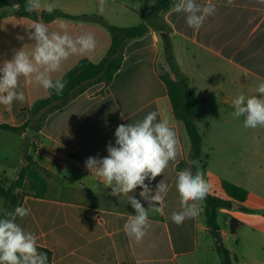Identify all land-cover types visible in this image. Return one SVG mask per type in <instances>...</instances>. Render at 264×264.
Instances as JSON below:
<instances>
[{"label": "crops", "instance_id": "1", "mask_svg": "<svg viewBox=\"0 0 264 264\" xmlns=\"http://www.w3.org/2000/svg\"><path fill=\"white\" fill-rule=\"evenodd\" d=\"M159 1L105 0L103 14L98 13L99 0H41V3H52L55 9L72 16L106 21L107 16L128 14L139 19V12H146ZM196 2L205 4L208 0ZM212 2L217 10L199 30L188 27L185 14L176 13L173 8L163 14L170 28L174 62L199 100L198 127L203 125L208 132L217 130L222 135L255 136L259 127L245 128L244 117L232 115L235 110L232 101L240 93L257 94L258 84L264 82V4L258 0H233L232 5L227 0ZM34 21L47 24L50 31L67 30L73 36L90 32L96 38L95 50L70 56L60 71L53 74L54 80L82 58L99 62L110 46V34L95 21L56 18L47 23L20 17L14 6L2 7L0 63L10 60L14 50L23 46L25 51L32 50L33 41L27 38V28ZM163 70L169 68L162 43L156 32L149 30L126 43L120 68L107 85L87 87L63 108L49 113L39 131L12 132L0 128V180L14 179L21 165H29L45 180L43 197L25 195L18 199V206L30 208L31 214L23 220L17 218V223L36 235L37 248L50 251V264H220L205 225L203 200L196 202L201 211L195 218L186 219L181 225L170 219L173 211L181 210L175 187L178 165L182 160L197 161L188 160L190 142L184 126L174 117L166 85L160 78ZM21 86L26 102H14L10 111L0 105V124L22 126L29 118L33 102L47 96L42 86L25 84L23 78ZM152 111L159 113L158 121L167 119L176 131L179 151L176 161L170 162L164 174L149 185L155 189L160 180H165L169 187L166 207L163 215L150 213L151 227L137 242L126 235L123 227L129 215H135L127 197L111 196V189L87 170L85 161L89 157L107 156L108 144L115 145L117 126L142 120ZM32 136L38 138L36 145ZM203 143L202 137L201 156ZM204 156L207 171L209 156ZM140 191L137 188L133 194L139 196ZM141 203L147 208V203ZM220 231L224 240L227 234L223 229ZM202 236L206 241L204 249Z\"/></svg>", "mask_w": 264, "mask_h": 264}, {"label": "clouds", "instance_id": "2", "mask_svg": "<svg viewBox=\"0 0 264 264\" xmlns=\"http://www.w3.org/2000/svg\"><path fill=\"white\" fill-rule=\"evenodd\" d=\"M264 4V0H258ZM228 5L233 0H227ZM105 0H99L98 13L105 11ZM18 11L19 4L14 5ZM41 10L51 14L55 7L52 3L42 4L41 0H27L25 11L39 14ZM174 12L183 13L188 27L199 30L207 17L216 12V4L208 0L205 4L196 0H181L173 5ZM63 28V26H61ZM27 38L33 41L30 52L25 46L14 50L10 60L0 63V105L11 110L14 102L23 104L26 95L21 86L35 83L43 89L61 93L66 81L53 79V74L60 71L62 64L72 55L92 53L97 41L92 33L73 36L67 30L50 31L49 26L34 21L27 28ZM23 40L24 37H18ZM257 94L247 96L240 93L232 101L234 117H244V127L255 129L264 127V82L256 88ZM159 113L152 111L142 120L134 123L120 124L115 130V145L109 143L108 155L103 158L89 157L85 167L95 174L105 188H110L111 196L127 197V202L135 210L124 224V231L130 238L141 241L151 227L149 215L164 214V201L169 191L164 179L156 184L155 189L149 185L158 176L164 174L170 162H175L179 151V139L176 131L167 119L157 120ZM147 181V183H146ZM176 190L180 197V211H173L170 219L181 225L186 219L199 215L201 209L196 203L202 201L209 185L204 173L197 168H184L176 174ZM140 188L139 197L147 203V208L134 193ZM31 214V209L17 206L14 211L0 210V264H49L48 256L37 248V237L26 231L17 223Z\"/></svg>", "mask_w": 264, "mask_h": 264}, {"label": "trees", "instance_id": "3", "mask_svg": "<svg viewBox=\"0 0 264 264\" xmlns=\"http://www.w3.org/2000/svg\"><path fill=\"white\" fill-rule=\"evenodd\" d=\"M179 0H161L152 5L146 12H139V23L131 27H118L107 23L99 17L72 16L64 13L59 9H55L51 14L46 11L37 13H28L25 11L27 0H0V8L20 5L17 14L30 20H42L51 22L56 18L65 19H89L102 25L110 34V46L103 57L97 63L91 62L87 58L80 59L68 72L62 77L66 81L63 91L57 94L55 91L46 90L47 96L37 99L33 102L29 109V118L26 123L20 127H11L0 124L1 129L12 132H20L28 130L37 132L43 125L46 116L63 108L72 98L83 92L87 87L93 85H107L120 68L122 61V52L127 42L144 36L149 30H153L158 35L163 48L165 62L173 74L162 72L160 78L165 83L168 98L172 106L174 117L179 120L185 128L186 134L190 142L189 161H197L195 163L182 160L178 168H191L195 173L199 168L204 173V178L208 183L206 172L207 156H201L202 137L197 130L196 123L199 120L200 103L195 93L190 89L187 81L182 77L174 62L171 43L170 28L164 22L162 16L173 8ZM45 180L29 165H21L17 175L12 180H0V197L3 199L2 210L14 211L18 206V199L22 196L43 197L45 192ZM220 189L228 199H223L216 192L206 194L203 199L205 225L208 229L213 242L214 249L219 258L220 264H232V259L228 250L224 247L221 235L220 225L218 223V210L230 209L232 207L230 201L235 203H244L248 192L243 187L235 185L229 181L221 180ZM137 199H141L136 194L131 193ZM141 202L146 203L141 199ZM238 227V221L231 218L229 221V230L234 234ZM40 252H44L48 256L50 264L51 253L49 250L38 248Z\"/></svg>", "mask_w": 264, "mask_h": 264}, {"label": "rangeland", "instance_id": "4", "mask_svg": "<svg viewBox=\"0 0 264 264\" xmlns=\"http://www.w3.org/2000/svg\"><path fill=\"white\" fill-rule=\"evenodd\" d=\"M134 16H107L105 19L109 24L131 27L139 23L138 17ZM163 72L169 73V70ZM197 130L204 139L202 156H209L206 171L208 191L228 199L220 189V181L226 180L248 192L244 203H237L234 208L235 202L230 201V209L218 210L221 229L227 234L223 244L229 252L232 264H264V127H259L255 136H248L246 133L245 137L237 134L222 135V132L217 130L208 132L203 125L197 126ZM31 139L34 145L36 141L38 143L36 136ZM2 205L3 199L0 198V210ZM231 218L238 221L234 234L229 230ZM201 242L204 249L206 241L203 236Z\"/></svg>", "mask_w": 264, "mask_h": 264}]
</instances>
